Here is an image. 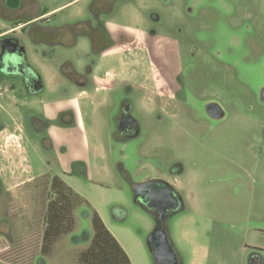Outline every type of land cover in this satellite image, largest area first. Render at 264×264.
I'll return each mask as SVG.
<instances>
[{
    "label": "rangeland",
    "instance_id": "1",
    "mask_svg": "<svg viewBox=\"0 0 264 264\" xmlns=\"http://www.w3.org/2000/svg\"><path fill=\"white\" fill-rule=\"evenodd\" d=\"M116 8L110 20L147 29V52L144 63L136 55L135 70L103 75L100 83L115 79L114 89L96 91L101 73L86 74L89 84L80 87L61 72L62 58H29L41 67L45 87L20 96L52 119L65 99L76 119L66 128L54 121L56 147L40 150L38 172L60 176L79 193L132 264H155L148 239L156 222L135 202L132 184L157 176L185 201L169 220L180 264H250L253 253L264 258V0H122ZM114 59L130 65L115 53ZM0 77V86L20 82ZM84 88L92 98L79 95ZM123 98L133 102L141 124L140 135L125 140L115 137L114 124ZM211 101L224 117L209 115ZM173 161L183 166L176 177L169 174ZM48 179L41 175L38 192L27 196L19 239L0 236L1 264H80L89 244L85 232H92L87 204L76 208L73 231L42 252L53 197Z\"/></svg>",
    "mask_w": 264,
    "mask_h": 264
},
{
    "label": "flooded vegetation",
    "instance_id": "2",
    "mask_svg": "<svg viewBox=\"0 0 264 264\" xmlns=\"http://www.w3.org/2000/svg\"><path fill=\"white\" fill-rule=\"evenodd\" d=\"M121 1L0 0V56L15 63L12 74L5 72L7 61L0 63V73L20 79L19 83L0 86V236L9 241L19 239L23 218L27 214V196L38 192L41 175H49L51 191L55 176L39 173L35 157L39 156L41 149H55L56 139L52 135L54 121L64 128L76 121L65 99L58 108L57 116L52 119L28 104L27 97L20 96L23 89L27 95H36L43 92L45 87L41 67L33 65L29 58H62L59 65L61 72L70 75L82 87L89 84L86 74L135 70L133 61L137 54L144 63L147 29L133 22L110 20V14ZM110 2L112 6H109ZM114 53L130 65H122L119 59L111 60ZM109 65H113V68ZM94 82L96 91L105 92L114 89L117 81L114 79L109 84ZM133 108L134 104L129 98L121 100L114 119L116 138L125 140L140 135L141 124L133 115ZM61 149L65 151V145ZM178 163L173 161L170 164V176L176 177L182 173L178 172ZM156 178L166 179L162 176ZM139 205L151 213L156 225L167 232L172 242L169 220L174 211L169 210L159 217L146 205ZM172 246L174 248L173 242Z\"/></svg>",
    "mask_w": 264,
    "mask_h": 264
},
{
    "label": "trees",
    "instance_id": "3",
    "mask_svg": "<svg viewBox=\"0 0 264 264\" xmlns=\"http://www.w3.org/2000/svg\"><path fill=\"white\" fill-rule=\"evenodd\" d=\"M45 215V228L42 236V252L49 254L54 244L75 227L74 212L81 204L89 203L60 176L53 179ZM92 232H85L88 247L80 252V264H132L127 252L108 229L99 213L90 207Z\"/></svg>",
    "mask_w": 264,
    "mask_h": 264
},
{
    "label": "water",
    "instance_id": "4",
    "mask_svg": "<svg viewBox=\"0 0 264 264\" xmlns=\"http://www.w3.org/2000/svg\"><path fill=\"white\" fill-rule=\"evenodd\" d=\"M5 58L6 57L3 55L0 56V63H6L7 61L8 67L5 72L7 74L14 73V61ZM207 112L210 116L217 119H220L225 115L222 106L215 101L207 104ZM177 167L178 172H182V164L178 163ZM132 188L135 202L146 205L148 209L158 213L159 217H163L169 210L178 213L185 209V201L181 193L171 182L164 178H150L141 182L133 183ZM148 240L153 248L155 264H178V254L174 250L167 232L161 230L159 226L156 225ZM249 262L250 264H263L264 258L258 254H251Z\"/></svg>",
    "mask_w": 264,
    "mask_h": 264
},
{
    "label": "crops",
    "instance_id": "5",
    "mask_svg": "<svg viewBox=\"0 0 264 264\" xmlns=\"http://www.w3.org/2000/svg\"><path fill=\"white\" fill-rule=\"evenodd\" d=\"M106 73V72H105ZM105 73L104 74H102V76H98L97 77V80L100 82V80H103V75H105ZM80 86V85H79ZM80 87H82V86H80ZM79 95L81 96V97H86L87 99H89V98H92V96L90 95V93L84 88L83 90H81L80 91V93H79ZM63 104V103H62ZM102 219H103V217H102ZM103 221H104V223L106 224V222H105V220L103 219ZM106 226H107V224H106ZM108 227V226H107ZM108 229L112 232V230L108 227ZM113 233V232H112ZM114 234V233H113ZM115 235V234H114ZM116 236V235H115ZM117 237V236H116Z\"/></svg>",
    "mask_w": 264,
    "mask_h": 264
}]
</instances>
